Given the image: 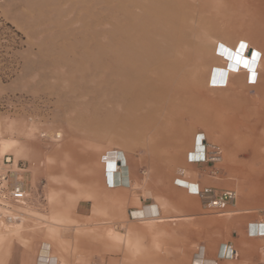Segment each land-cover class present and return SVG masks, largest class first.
I'll use <instances>...</instances> for the list:
<instances>
[{
    "label": "rangeland",
    "instance_id": "rangeland-1",
    "mask_svg": "<svg viewBox=\"0 0 264 264\" xmlns=\"http://www.w3.org/2000/svg\"><path fill=\"white\" fill-rule=\"evenodd\" d=\"M153 2L0 0V159L10 154L13 166L24 163L28 183L27 199L0 207V264L7 263L13 245L28 247L31 241L42 242L49 227H54L50 222L63 223L55 226L57 235L53 238L59 242L69 240V246L75 247L77 264H118L111 257L120 253L134 261L141 245L144 258L150 262L156 251L170 256L172 243L181 245L187 238L172 236L170 228L186 229L187 219L173 225L169 218L180 212L160 196L174 191V198H179L174 182L182 176L177 169L183 168L186 159L191 160L189 151L194 146L202 147V135L210 145L221 148L220 158L209 160L221 185L200 186L212 187L216 192L233 190L238 204L233 201L223 213H215L203 208L197 195L187 196L194 199L196 207L189 224L196 235V247L199 242L221 238L226 228L234 225L241 201L252 196L264 201V122L257 121L264 96L253 87L243 91L248 100L240 98L237 110L218 109L209 125L184 120L149 126L135 121L130 123L132 131L123 137L109 139L106 135L96 139V109L107 104L104 87H130L129 40L132 37L136 45L140 33L150 27L146 13ZM230 2L240 10L242 3L264 6V0ZM207 6L216 18L220 17L221 5L207 0ZM152 26L156 28L154 23ZM242 44L245 47L240 44L237 50L224 46L232 56L244 58L251 45ZM240 70L248 71L244 66ZM261 74L264 82V62ZM241 84L251 85L245 79ZM233 113L236 121H226ZM226 126L234 130L229 139L223 132ZM159 127L165 133L154 137L146 132ZM173 128L178 129L175 135L167 134ZM162 135H166L168 146L151 150L149 142ZM229 143L238 146L229 149ZM115 146L140 166L142 182L135 185L147 201L158 200L159 219L167 220L124 224L122 220L133 209L127 204L134 203H127L121 193L108 196L102 181L105 155ZM107 198L112 199L114 208L103 206ZM91 202L95 212H112L109 224L91 227L90 217L77 215L78 203L90 214Z\"/></svg>",
    "mask_w": 264,
    "mask_h": 264
},
{
    "label": "bare ground",
    "instance_id": "bare-ground-1",
    "mask_svg": "<svg viewBox=\"0 0 264 264\" xmlns=\"http://www.w3.org/2000/svg\"><path fill=\"white\" fill-rule=\"evenodd\" d=\"M212 1L221 5L219 18L207 6V0H154L152 8L146 13L150 27L140 33L136 45L132 37L129 40L127 62L130 87H104L106 94L103 96L107 104L96 109L97 140L106 135L109 139L123 137L132 131L130 123L135 121L149 126L182 123L184 120L209 125L218 109L227 107L237 110L240 98L248 100L243 93L247 87L255 88L264 96L261 74L264 62V6L242 3L240 10L230 0ZM142 6L146 10V5ZM244 42L251 46L248 55L240 58L241 62L237 64V56H232L224 45L237 50ZM152 47L154 51L151 52ZM253 53L256 54L255 59ZM244 60L249 62V67L248 71L241 72ZM241 79L251 85L241 84ZM236 119L233 113L226 121L235 122ZM257 121L264 122V104L258 110ZM162 131L159 127L146 132L155 137ZM177 131L173 128L167 134L175 135ZM223 132L228 139L234 134L229 126ZM158 137L149 142L151 150L168 146L166 135ZM200 141L202 153L191 162L204 157L205 146ZM227 145L229 149L238 146ZM76 155L73 154V157ZM175 183L188 190L197 184L179 177L175 178ZM259 193L262 196L263 192ZM3 203L6 202L0 201V207L5 206ZM40 248L35 264H48L49 244L42 242Z\"/></svg>",
    "mask_w": 264,
    "mask_h": 264
},
{
    "label": "crops",
    "instance_id": "crops-1",
    "mask_svg": "<svg viewBox=\"0 0 264 264\" xmlns=\"http://www.w3.org/2000/svg\"><path fill=\"white\" fill-rule=\"evenodd\" d=\"M187 127L192 129V126L187 125ZM202 150V147L197 145L189 151V153L192 152L189 155L191 160L186 159L182 163L183 168L177 169L182 176L178 177L199 185L213 183L216 186H220V182L215 179L217 170L214 169V164H209V161L191 162L193 158L200 156ZM119 151L123 150L116 146L107 151L102 168V181L108 196L121 193L126 196L127 203H134L133 205L127 204V207L133 209L129 210L127 218L122 220L124 224H128L131 221H151L154 218L159 221L167 220L159 219L161 211L158 200L156 199V202L153 203L147 201L141 195V188L136 187L135 183L140 184L142 182L140 166L130 154L125 152L120 153ZM193 151L196 153H193ZM174 186L175 192L179 195L178 199L174 198L172 193L174 191L169 195H164L162 192L160 198L162 200L165 198L166 202H170L172 208H176L180 212L177 216L169 218L173 221V225L175 221L179 222L181 219H187L186 229L180 227L170 228L172 236L186 235V240L181 245L172 243L170 256L164 257L156 251L153 262L144 258L142 254V251H144L143 245L140 246V254L134 261L125 259L121 253L114 254L111 257L113 260H116L118 264H264V201L262 199L252 196L246 202L241 201L242 209L235 212L234 225L229 227V229L226 228L225 234L221 238L213 239L209 242H199L196 247V235L189 226L190 220H194L192 218L196 215V207L193 204L194 199L187 197L194 194L190 193L186 187L178 185L175 182ZM155 193L159 196L158 191L155 190ZM102 198L103 196H101ZM112 202V199L107 198V200H103L102 204L105 208L112 209L115 207ZM200 203H202L201 200ZM237 204L238 202L234 201V205ZM77 208L78 210L80 208L77 212L78 216L90 217L91 227L109 224L110 219H113V214L109 210L101 214L95 212L92 202L90 203V214H86L84 206L79 205V203ZM50 225L54 227H49L42 240V242L49 244L48 264H77L74 261L75 247L72 249L69 246V240L62 239V242H59L53 238L57 235L55 226H64L63 223L50 222ZM66 226H69V224H66ZM71 226L77 228L74 224ZM42 242L31 241L28 247L22 244L13 245L9 249L6 264H35V258L41 250ZM23 243L27 244L25 240Z\"/></svg>",
    "mask_w": 264,
    "mask_h": 264
},
{
    "label": "built area",
    "instance_id": "built-area-1",
    "mask_svg": "<svg viewBox=\"0 0 264 264\" xmlns=\"http://www.w3.org/2000/svg\"><path fill=\"white\" fill-rule=\"evenodd\" d=\"M203 134V133H202ZM205 149L204 157L200 161L204 162L209 160H217L220 157V150L216 145H210L204 136L201 137ZM14 158L10 154H5L0 159V201L7 204H17L19 199H27L25 192L28 191V183L26 180V167L24 163H16L13 166ZM190 193L197 195L201 201L203 208L215 213H223L227 206L235 199V192L233 190H224L216 192L215 189L209 186L201 187L195 184Z\"/></svg>",
    "mask_w": 264,
    "mask_h": 264
},
{
    "label": "snow or ice",
    "instance_id": "snow-or-ice-1",
    "mask_svg": "<svg viewBox=\"0 0 264 264\" xmlns=\"http://www.w3.org/2000/svg\"><path fill=\"white\" fill-rule=\"evenodd\" d=\"M243 47H245L243 44H241V48H243ZM225 51H227V50H225ZM255 57H256V54L255 53H253V59H255ZM232 57H231V55H229V59H231ZM241 61H240V57H239V55H237V64H239ZM243 65H244V67L245 68H248L249 67V62L247 61V60H244L243 61Z\"/></svg>",
    "mask_w": 264,
    "mask_h": 264
}]
</instances>
